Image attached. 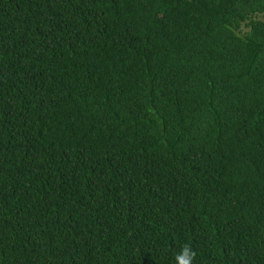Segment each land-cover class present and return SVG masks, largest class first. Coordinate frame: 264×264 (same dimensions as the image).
<instances>
[{
  "label": "trees",
  "instance_id": "1",
  "mask_svg": "<svg viewBox=\"0 0 264 264\" xmlns=\"http://www.w3.org/2000/svg\"><path fill=\"white\" fill-rule=\"evenodd\" d=\"M260 15L0 0V264H264Z\"/></svg>",
  "mask_w": 264,
  "mask_h": 264
},
{
  "label": "clouds",
  "instance_id": "2",
  "mask_svg": "<svg viewBox=\"0 0 264 264\" xmlns=\"http://www.w3.org/2000/svg\"><path fill=\"white\" fill-rule=\"evenodd\" d=\"M196 251L190 243H185L176 254V264H194Z\"/></svg>",
  "mask_w": 264,
  "mask_h": 264
},
{
  "label": "rangeland",
  "instance_id": "3",
  "mask_svg": "<svg viewBox=\"0 0 264 264\" xmlns=\"http://www.w3.org/2000/svg\"><path fill=\"white\" fill-rule=\"evenodd\" d=\"M260 19H264V15H260L259 16ZM246 29V28H245Z\"/></svg>",
  "mask_w": 264,
  "mask_h": 264
}]
</instances>
